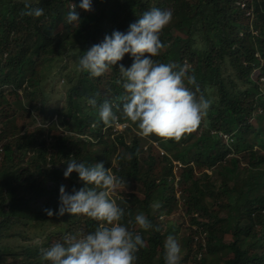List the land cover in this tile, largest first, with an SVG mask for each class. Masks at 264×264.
Returning <instances> with one entry per match:
<instances>
[{
    "label": "trees",
    "instance_id": "1",
    "mask_svg": "<svg viewBox=\"0 0 264 264\" xmlns=\"http://www.w3.org/2000/svg\"><path fill=\"white\" fill-rule=\"evenodd\" d=\"M81 2L0 0V264H50L42 259L43 249L66 235L93 232L96 221L68 213L49 217L44 209L58 210L61 185L69 193L85 186L76 172L64 177L70 159L109 169L115 154L117 166L111 171L126 184L112 198L125 210L121 223L145 241L135 264H165L167 237L181 239L170 218L179 204L182 222L188 224L180 264H264V153L259 152L264 149V0H92L90 12L78 7ZM73 3L80 22L68 24ZM25 4L42 8L44 15L22 16ZM152 8L172 13L160 36L165 48L153 59L194 73L212 101L207 117L180 143L141 138L122 118L117 97L123 89L115 81L121 64L131 66L130 54L101 77L77 70L84 52L103 41L105 24L126 33ZM64 63L73 75H65L63 104L48 105L41 82L59 75ZM90 98H96V108L88 104ZM105 100L121 103L113 111L129 126L120 133L99 119ZM20 112L43 125L32 131L19 125ZM255 117L260 125L251 122ZM125 154L131 159L118 158ZM171 155L181 165L178 177ZM240 159L248 165L237 190L228 180ZM133 184L139 196L124 192ZM140 213L153 229L135 225ZM51 224L57 229L46 231ZM151 245L160 249L156 263ZM224 254L232 257L217 262L215 257Z\"/></svg>",
    "mask_w": 264,
    "mask_h": 264
},
{
    "label": "clouds",
    "instance_id": "2",
    "mask_svg": "<svg viewBox=\"0 0 264 264\" xmlns=\"http://www.w3.org/2000/svg\"><path fill=\"white\" fill-rule=\"evenodd\" d=\"M78 7L90 12L93 10L92 0H82ZM21 15L39 18L44 15V10L25 4ZM171 21L172 13L169 10L152 8L143 12L135 23L129 25L126 33L113 31L111 35H105L101 43L84 52L79 58L77 70L87 72L93 78L101 77L122 61L126 54H130L133 60L131 66L125 68L121 64L120 78L115 81L123 89V95L117 97L122 102V118L135 126L141 138L155 136L164 143L170 140L180 143L207 117L212 101L201 91L194 73L189 74L185 67L175 63L153 59L165 48L160 36ZM77 22H80V16L77 5L73 3L66 23ZM88 104L96 108V98L88 99ZM114 107L120 110L121 103L105 100L99 105L98 115L106 127L120 133L129 124L119 121L121 117L113 111ZM52 119L56 120V117ZM31 121L35 125L33 128L43 125L37 117ZM152 144L157 147L156 142ZM118 158L131 159V154ZM111 168L105 169L103 163L86 165L76 159L68 161L64 177L67 179L76 172L85 186L79 190L74 188L69 193L66 186L61 185L58 210L44 211L49 217H62L65 213L87 217L96 221L98 226L87 234L66 235L63 242L43 249L44 261L50 264H135L136 254L145 246V241L140 234L121 223L125 210L118 206L112 196L126 182L115 176ZM134 222L145 231L153 229L143 213L137 214ZM128 224H133V221L129 220ZM154 230L158 232L160 228ZM180 254L179 242L174 236H168L164 243L165 264H180Z\"/></svg>",
    "mask_w": 264,
    "mask_h": 264
},
{
    "label": "rangeland",
    "instance_id": "3",
    "mask_svg": "<svg viewBox=\"0 0 264 264\" xmlns=\"http://www.w3.org/2000/svg\"><path fill=\"white\" fill-rule=\"evenodd\" d=\"M111 6L112 5L109 4V6L106 7V11L103 13L104 18H107L109 16L108 13H110V12H108V11H109ZM112 31L113 30H112L111 26L108 25V24L107 25L105 24L102 38H104L105 35H111ZM65 61L67 63H70V67H73V64H72L73 61L69 62V61H67V59H65ZM70 67L67 66L64 63L63 67H62V71H61V73L59 75H54L51 79L49 77H47V78L42 80V82H41V86H42L41 90L47 96V98L49 99L48 105H51V106L62 105V102L64 100V92L66 90L65 75L66 74L73 75V73H72L73 71H72V69ZM255 74H256L255 75V78H256L257 72ZM10 98L12 99V97H10ZM251 122L254 123L255 126L261 124V120H259L258 117H255V121H254V119H252ZM17 123L19 125H26L27 128H31V129H29L30 131L35 129V128H33L35 126L34 123H32V121L30 119H26V118L22 117L21 116V112L17 115ZM19 125H17V126H19ZM60 132L61 131L59 130L57 133L56 132L55 133L58 134ZM147 146H148V144L145 145V147H147ZM153 146L161 154L159 148H157L155 145H153ZM259 152L264 153V149L260 150ZM115 156H116V154L110 159V165L112 166V168L117 166V159L115 158ZM171 156L174 158L173 155H171ZM236 156L240 158L242 155L237 153ZM240 160L241 161L236 167V172H235L234 176L231 177L228 180L229 185L231 187H234L237 190H240L239 187L243 186L242 179L246 175V168H247V165H248V161L246 159H240ZM172 162H173V172L178 177V175H179V173H178L179 172V166H181V165L178 163L177 159L173 160ZM239 180H241V183H239ZM219 184H220V179L216 182L217 186H219ZM125 187H126L125 190H124L125 193H131L132 192V193L136 194V196H139V193H140L138 191L139 188L135 184L131 185V187H129V188L126 185H125ZM117 190H123V187L120 186V188H118ZM41 200L39 202H41ZM178 206L179 207L177 208L176 212L174 214H172L170 216V218L179 227L177 235L181 238L180 241H178V242H179V244L181 246V254L180 255H181V259H182L184 257V250L183 249L185 247L184 244L186 243L185 239H188V235L186 236V234L188 232L186 227H187L188 224L187 223L185 224V223L182 222V219H181V205L179 204ZM164 220H165V217H163V221ZM192 228H193V230L195 229L194 226ZM56 229H57V226L55 224H51V225H46L45 226V230L46 231H53V230H56ZM189 232H190V230H189ZM230 241H231L230 235L226 234L224 236V242L225 243H229ZM150 249L154 250L156 252L155 260H154V263H156V260L159 257V250L160 249L157 246H154V245H151ZM230 257H232V255L224 254L222 256H218V257H215V258H217L216 259L217 262L224 263Z\"/></svg>",
    "mask_w": 264,
    "mask_h": 264
}]
</instances>
